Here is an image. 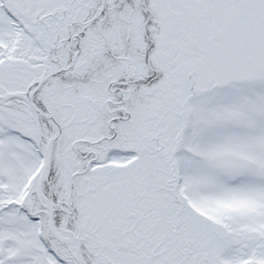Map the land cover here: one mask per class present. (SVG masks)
Listing matches in <instances>:
<instances>
[{"label":"snow or ice","instance_id":"obj_1","mask_svg":"<svg viewBox=\"0 0 264 264\" xmlns=\"http://www.w3.org/2000/svg\"><path fill=\"white\" fill-rule=\"evenodd\" d=\"M0 264H264V0H0Z\"/></svg>","mask_w":264,"mask_h":264}]
</instances>
